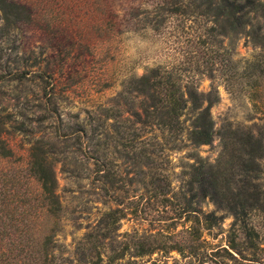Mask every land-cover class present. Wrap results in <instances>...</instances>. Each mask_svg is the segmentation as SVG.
Returning <instances> with one entry per match:
<instances>
[{"label": "rangeland", "instance_id": "1", "mask_svg": "<svg viewBox=\"0 0 264 264\" xmlns=\"http://www.w3.org/2000/svg\"><path fill=\"white\" fill-rule=\"evenodd\" d=\"M16 1L31 17L12 23L0 11V119L13 152L4 168H24L36 139L51 145L62 206L54 236L62 248L57 262L75 264L74 244L98 225L104 211L115 208L122 214L115 242L144 234L165 245L184 243L189 225L182 212L189 199L184 173L195 156L214 162L220 139L214 135L209 144L192 145L184 132L141 123L133 111L142 98L129 91L128 81L158 67L181 87L192 82L206 92L212 84L214 129L226 122L261 125L262 115L250 111L242 94L224 88L220 70L224 48L241 65L252 56L264 58V47L243 35L222 37L209 17L190 11L187 0ZM259 21L264 27V19ZM189 114L180 117L183 126ZM194 206L222 217L203 230L196 251H156L126 256L121 263L212 264L201 253L225 245L232 217L207 198ZM249 222L264 249L259 216L253 213Z\"/></svg>", "mask_w": 264, "mask_h": 264}, {"label": "trees", "instance_id": "2", "mask_svg": "<svg viewBox=\"0 0 264 264\" xmlns=\"http://www.w3.org/2000/svg\"><path fill=\"white\" fill-rule=\"evenodd\" d=\"M186 6L209 17L222 37L243 35L253 46L264 47V27L259 21L264 19V0H187ZM0 11L2 19L12 23L31 17L28 7L16 0H0ZM229 54L224 48L220 70L224 88L231 94H242L250 111L264 119V58L252 56L238 65ZM128 89L142 98L139 111H133L141 123L174 134L184 132L192 145L209 144L218 135L221 149L212 163L195 156L184 173L183 185L189 194L182 209L189 222L185 246L179 241L165 245L156 235L144 234L115 242L112 235L122 217L115 208L104 211L98 225L74 244L75 264H123L121 260L126 256L181 252L184 248L188 253L196 251L198 243L203 242V230L217 225L222 218L213 211L202 213L194 206L204 198L232 220L225 245L216 246L215 251H202V256L212 264H264L259 232L249 222L255 213L264 229V124L226 122L214 129L209 114V106L217 98L214 86L209 84L206 92L198 91L192 82L181 87L170 72L158 67L130 78ZM187 110L188 123L183 126L180 117ZM3 131L0 119V264H65L56 260L62 249L54 238L62 206L51 145L34 140L27 149L25 167L6 169L4 164L10 162L13 152ZM102 177L107 181V175Z\"/></svg>", "mask_w": 264, "mask_h": 264}]
</instances>
